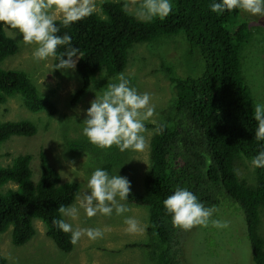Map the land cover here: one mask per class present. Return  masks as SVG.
Masks as SVG:
<instances>
[{
  "label": "trees",
  "instance_id": "1",
  "mask_svg": "<svg viewBox=\"0 0 264 264\" xmlns=\"http://www.w3.org/2000/svg\"><path fill=\"white\" fill-rule=\"evenodd\" d=\"M172 2L175 7L163 20H140L126 9L123 1H105L100 13L94 12L69 28L60 27L58 34L67 32L73 46L82 53L76 73L83 83L72 95L71 104L82 99L90 80L98 75L116 77L123 73L129 51L135 45L182 33L190 53L200 50L205 71L197 78L171 77L176 96L172 121L161 123L164 130L152 137L150 167L143 190L130 193L127 200L149 210L146 232L156 243L133 245L149 250L153 264H180V228L173 227L162 203L180 186L195 193L207 207L217 208L224 200L238 205L245 217L253 264H264V240L259 234V214L264 209V169L256 168L258 186L253 189L238 178L235 168L240 156L251 160L264 147V141L254 139V102L241 65L242 48L253 32L248 22L229 26V20L239 16L237 10L217 15L210 11V0ZM6 29L14 30L8 26L0 28V105L19 96L28 111L44 112L52 118L56 106L51 94L42 95L26 71L1 68L20 49L7 36ZM65 50L66 46L57 49L58 53ZM57 63L53 57V68L60 71L56 69ZM37 132V127L28 121L1 123L0 147L11 137H31ZM80 144L67 141L73 154L88 149ZM109 157L103 168L110 173L117 158ZM31 160L28 154L19 155L11 166H0V189L9 182L17 184L16 190L0 191V234L11 228L12 244L24 246L36 234L33 220L37 219L45 225L46 236L56 247L70 253L74 248L69 243L70 234L60 231L52 220L63 219L58 208L75 203L80 185L63 182L44 153H40L41 178L33 184ZM0 264H8L1 254Z\"/></svg>",
  "mask_w": 264,
  "mask_h": 264
},
{
  "label": "rangeland",
  "instance_id": "2",
  "mask_svg": "<svg viewBox=\"0 0 264 264\" xmlns=\"http://www.w3.org/2000/svg\"><path fill=\"white\" fill-rule=\"evenodd\" d=\"M105 1H123L126 9L135 16L137 0H93L94 12L100 13L101 5ZM241 22H248L253 32L249 43L242 48V75L253 102L264 103V17L240 13L237 18H231L228 24L233 28ZM6 34L18 43L20 49L15 56L7 58L1 68L26 71L42 95H52L56 114L49 118L44 112L32 113L24 107L19 96L0 105V124L28 121L38 129L34 136H14L5 142L0 147V166H11L17 156L28 154L32 157L31 180L36 184L41 178L40 153H44L49 164L60 173L63 182L80 185L78 197L82 198L83 192L87 191V179L91 172L96 167L103 168L108 163L107 156H111L110 159L115 156L117 161L115 160L110 174L127 177L131 182L130 193L142 192L143 180L150 167V143L155 134L154 129L161 123L170 124L173 118L176 96L171 77H200L205 71L200 50L195 49L190 53V46L180 33L151 43L137 44L129 51L123 74L129 79L131 86H135L139 92L151 95L156 111L152 118L154 122H146L145 149L140 152H121L115 145L100 150L90 144L82 134L85 110L95 99L96 92L99 95L108 83L116 82L115 77H107L102 73L90 80L85 95L72 105V95L83 83L76 73V67L75 70L55 71L53 58L40 62L33 60L32 51L35 45H25L18 30L6 29ZM67 141L82 143L80 146L89 150L79 148L73 154ZM85 142L87 145L83 144ZM235 168L241 181L250 188H257L256 168L251 165L250 159L240 156L235 161ZM16 188L17 184L9 182L0 191L5 193ZM226 201L215 208L213 218L228 221L227 229L199 226L190 230L179 229L180 264H253L244 214L238 205ZM76 203L77 199L74 204ZM122 203H126L130 209L125 215L136 218L143 231L128 233L125 231L123 217L113 214L110 217L97 215L88 218L81 209L75 221L68 217L63 219L75 227H106L102 239L93 241L82 236L70 253H64L46 236L45 225L35 219L33 227L36 234L24 246L16 247L12 244L11 228L0 234V254L8 264H153L149 250L133 245L149 244L151 241L156 243L146 232L149 210L131 205L127 201ZM259 216V234L264 240V209H260Z\"/></svg>",
  "mask_w": 264,
  "mask_h": 264
},
{
  "label": "clouds",
  "instance_id": "3",
  "mask_svg": "<svg viewBox=\"0 0 264 264\" xmlns=\"http://www.w3.org/2000/svg\"><path fill=\"white\" fill-rule=\"evenodd\" d=\"M210 11L220 15L237 10L253 17H264V0H210ZM93 0H0V28L8 26L22 34L25 45H35L32 58L36 62L55 58L56 69L75 70L82 53L72 44V37L65 32L59 35L60 27L69 28L76 22L93 15ZM173 11L172 0H137L135 16L144 21L163 20ZM59 16V26L57 24ZM60 46H66L58 53ZM75 58V59H74ZM116 82L108 83L104 91L90 102L85 110L82 134L90 144L101 149L113 145L119 151L140 152L146 146V122H154L155 105L147 92H139L123 73L117 74ZM252 119L256 121L254 139L264 141V103L253 105ZM164 125L155 129L160 134ZM254 168L264 169V147L251 159ZM131 190L130 180L119 174L111 175L107 170L96 167L87 179V191L77 197L74 205L61 204L58 212L75 221L80 210L86 217L97 215L123 217L125 231H143L126 203ZM163 207L170 214L173 227L190 230L194 227L227 229L228 221L214 219L213 207H207L198 196L186 187L177 186L171 195L163 200ZM52 224L60 231L70 234L69 243L77 245L82 236L90 240L102 239L107 228L75 227L65 219H53Z\"/></svg>",
  "mask_w": 264,
  "mask_h": 264
}]
</instances>
